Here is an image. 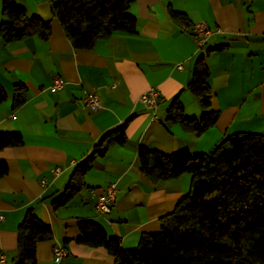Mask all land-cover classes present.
Masks as SVG:
<instances>
[{
    "label": "crops",
    "instance_id": "obj_1",
    "mask_svg": "<svg viewBox=\"0 0 264 264\" xmlns=\"http://www.w3.org/2000/svg\"><path fill=\"white\" fill-rule=\"evenodd\" d=\"M12 1L28 16L49 20L50 33L44 39L31 35L9 42L0 36V91L5 95L0 131H17L22 137L21 144L0 149L7 167L0 177V264L18 259L16 229L27 210L52 231L50 238L36 243L35 264H112L113 256L103 246L75 240L76 219L97 222L130 249L141 233L159 230V219L190 186V173L165 180L145 176L138 167L139 146L166 154L178 148L208 153L227 134L264 132V0H134L127 9L136 19L134 31H114L90 49L72 47L49 0ZM169 8L183 13L186 22L208 25L211 33L203 46L180 29L182 22L170 16ZM199 56L209 71V109L218 116L195 135L177 122L166 123L165 117L175 96L185 116L200 117L198 100L186 87ZM54 76L64 84L52 90ZM16 83L25 95L18 105L13 104ZM149 88L162 98L156 120L139 101ZM89 92L99 96L100 108L84 105L82 97ZM124 121L123 144L113 143L96 157L83 176L84 186L53 208L76 162L103 132ZM54 167L61 169L56 176L50 171ZM111 181L118 188L116 200L109 213L97 214L93 202ZM54 245L64 247L66 254L55 258Z\"/></svg>",
    "mask_w": 264,
    "mask_h": 264
},
{
    "label": "trees",
    "instance_id": "obj_2",
    "mask_svg": "<svg viewBox=\"0 0 264 264\" xmlns=\"http://www.w3.org/2000/svg\"><path fill=\"white\" fill-rule=\"evenodd\" d=\"M134 0H49L52 15L75 49H90L99 38L114 31L133 32L135 17L127 9ZM171 17L186 22L183 13L169 8ZM0 36L5 42L36 35L47 38L50 21L27 15L12 0H1ZM216 49L219 46L215 47ZM209 71L199 56L186 87L198 100L199 118L184 115L177 96L165 117L195 135L215 123L218 112L209 109ZM5 97L0 91V101ZM25 99L24 88L16 83L13 104ZM126 121L103 132L92 149L74 165L63 191L53 202L58 208L83 186L84 174L96 157L108 147L123 144ZM22 143L17 131H0V149ZM139 170L152 180L175 178L190 173L188 191L173 210L159 219V230L141 233L137 245L120 246L115 236L88 218L76 219L77 242L103 246L113 256L112 264H264V132L225 135L208 153L190 154L186 148L163 153L145 146L137 148ZM7 171L0 160V177ZM51 228L27 210L19 222L18 259L15 264H35V247L51 236Z\"/></svg>",
    "mask_w": 264,
    "mask_h": 264
},
{
    "label": "built area",
    "instance_id": "obj_3",
    "mask_svg": "<svg viewBox=\"0 0 264 264\" xmlns=\"http://www.w3.org/2000/svg\"><path fill=\"white\" fill-rule=\"evenodd\" d=\"M180 29L187 33H190L197 44L198 47L204 45L206 37L211 33V29L205 22L197 21V22H182L180 25ZM216 32L220 31V29H214ZM181 65L177 64L176 68L181 69ZM64 84V81L58 77L54 76L49 88L52 90L61 88ZM83 103L90 110H96L100 108L101 101L99 96L95 92L85 93L82 97ZM162 98L160 97L158 91L154 88H149L144 91L140 97L139 101L150 111V115L152 119L156 120L157 115L155 112L156 106ZM50 171L53 175H58L61 171L59 167L51 168ZM41 183H44V180H41ZM117 185L115 182H109L102 190V192L96 197L93 202V210L95 213L104 215L109 213L110 207L112 203L116 200L117 193ZM3 219V215L0 213V220ZM53 254L55 258L59 259L66 254V249L61 245H54L52 248ZM2 255H0V259H2Z\"/></svg>",
    "mask_w": 264,
    "mask_h": 264
},
{
    "label": "water",
    "instance_id": "obj_4",
    "mask_svg": "<svg viewBox=\"0 0 264 264\" xmlns=\"http://www.w3.org/2000/svg\"><path fill=\"white\" fill-rule=\"evenodd\" d=\"M250 38L253 39V40H260L261 39V37H259V36H252Z\"/></svg>",
    "mask_w": 264,
    "mask_h": 264
}]
</instances>
